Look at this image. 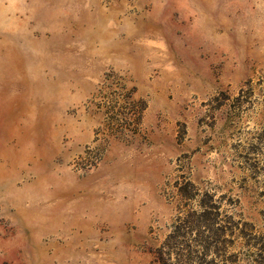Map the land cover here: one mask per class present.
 Returning a JSON list of instances; mask_svg holds the SVG:
<instances>
[{
	"label": "rangeland",
	"instance_id": "1",
	"mask_svg": "<svg viewBox=\"0 0 264 264\" xmlns=\"http://www.w3.org/2000/svg\"><path fill=\"white\" fill-rule=\"evenodd\" d=\"M0 264H264V0H0Z\"/></svg>",
	"mask_w": 264,
	"mask_h": 264
},
{
	"label": "crops",
	"instance_id": "2",
	"mask_svg": "<svg viewBox=\"0 0 264 264\" xmlns=\"http://www.w3.org/2000/svg\"><path fill=\"white\" fill-rule=\"evenodd\" d=\"M101 12L103 13V21L107 24L110 23V19L116 21L119 24V27L124 31H126V29L129 31V25L128 22L130 20V18H134L135 14L137 12H130L127 7L123 6V7H118L115 5H111L110 7H100ZM138 9V8H137ZM108 27L110 28V24H108ZM109 31V30H108ZM109 33H111L109 31ZM116 35H112V34H107V44L111 45L112 48L109 49V52H115V54H110L112 57L114 58H119L116 55L119 54V45L120 46H124L125 44H130V38L129 37H125L123 35H120L116 38H114ZM113 39V40H112ZM126 52H121L120 54H123Z\"/></svg>",
	"mask_w": 264,
	"mask_h": 264
}]
</instances>
